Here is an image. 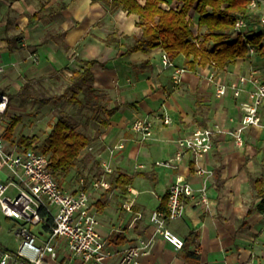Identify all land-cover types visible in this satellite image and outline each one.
I'll use <instances>...</instances> for the list:
<instances>
[{"label": "crops", "instance_id": "obj_1", "mask_svg": "<svg viewBox=\"0 0 264 264\" xmlns=\"http://www.w3.org/2000/svg\"><path fill=\"white\" fill-rule=\"evenodd\" d=\"M138 1L144 4L146 0ZM258 1V7L250 11L248 24L250 30L264 34V26L260 25L264 0ZM163 6L179 8L182 2L164 0ZM35 15L38 16L30 21ZM189 17L194 34L201 38L206 29L198 26L199 14L193 9ZM137 21L136 14L121 9L110 12L104 4L92 3V0H0V65L5 67L0 79L10 64L18 72H25V83L33 85L36 78L57 79L62 70L69 72L67 67L78 69V59L98 62L92 68L94 88L107 95L110 109L116 105L119 109L113 115L90 109L80 111L82 115L90 112L82 130L94 138L81 158L91 154L93 160L87 168L79 166L67 177H62L60 183L76 191L81 187V179L89 182L93 177L103 175L106 168L112 170L110 173L143 174L134 177L127 197L114 188L107 192L111 185L92 195L100 233L113 253L103 264H122L120 252L140 240L149 243L147 253L140 258L141 264H188L181 258L180 251L155 234L150 222L151 214L159 209L178 176L184 177L195 189L204 188L209 197L207 207L187 201L184 216L169 223V228L184 240L191 232L199 233L193 249L200 255V264H264V211L257 209L260 198L254 183L261 177L264 179V168L258 163L264 158V150H261L264 127L247 128L244 145L238 146L231 132L241 124L240 103L247 99L251 84L244 85L240 97H235L232 90L223 97L216 93L218 81L231 85L241 76L250 77L252 69H257L264 80V57L249 55L223 69L207 65L191 71L186 67V57L180 54L172 60L173 66L165 67V52L161 48L149 53L126 54L127 46L142 35ZM112 33L120 40L119 46L105 42ZM50 34H64L62 42L65 46L55 40L44 43ZM13 38L20 48L10 51L8 41ZM175 69H184L179 83L174 77ZM7 82L5 79L0 84L14 94H18L25 84L15 80ZM97 117L107 119L109 125L102 127ZM143 117L152 118L156 130L152 139L141 142L131 124ZM163 117H169L171 123L164 124ZM2 121L0 131L6 140V127L2 126ZM199 128L217 131L211 153L197 160L191 153H186L177 170L157 165L175 157L177 140ZM118 143H124L125 147L112 151ZM7 144L10 149L16 148L11 142ZM94 161L99 166L90 170ZM198 166L212 170L213 175L204 178L196 174ZM77 169L85 171V175L73 179ZM110 173L106 175L109 184ZM115 193H121L125 201L113 200ZM101 199L107 203L103 210L97 206ZM112 201L119 206L118 213L116 210L113 214L108 212L109 205L113 206ZM128 203L130 209L126 207ZM119 218L123 228H119L120 225L114 227ZM125 227L129 242L120 246L110 244L109 236ZM37 232L40 233V229ZM42 240L41 236L39 243ZM75 263L64 249L60 250L59 259L52 260L48 255L44 261V264Z\"/></svg>", "mask_w": 264, "mask_h": 264}, {"label": "built area", "instance_id": "obj_2", "mask_svg": "<svg viewBox=\"0 0 264 264\" xmlns=\"http://www.w3.org/2000/svg\"><path fill=\"white\" fill-rule=\"evenodd\" d=\"M258 3V0H251L250 11L257 8ZM260 25L264 26V15L260 18ZM252 32L255 31L249 29L248 19L239 17L232 38H245ZM194 39L199 44L197 34H194ZM249 55H255L254 48L250 47ZM163 63L165 67L173 66L166 53L163 54ZM4 71L5 67L0 65V73ZM183 72L184 69H175L177 83ZM258 73L257 69H252L250 77L241 76L231 85L217 82L218 97L227 95L229 90L233 91L235 97H240L244 85L248 82L251 84L247 99L240 103L243 113L241 124L231 132L238 146L244 145V131L247 128L264 127V80ZM8 105L9 96L0 91V118L6 114ZM162 120L166 125L171 123L169 117H163ZM131 129L144 142L154 137L156 124L152 118H137L132 122ZM216 133L214 128H199L178 139L175 157L158 162L157 165L177 170L186 153H191L196 160L208 155L214 149ZM124 147V143H120L116 149ZM111 171L106 168L103 175L93 177L89 182L81 179L79 189L69 190L56 180L48 155L33 148L10 149L0 131V210L6 218L18 222L16 235L21 238L17 254L5 253L0 264H44L48 255L52 260L59 259L61 249L68 252L70 259L76 261L75 264H103L110 259L113 253L100 233V223L93 211L91 198L98 190L109 188L106 175ZM196 174L209 178L213 171L198 166ZM168 193L167 209L154 211L150 222L155 228V234L180 251L185 241L169 228V223L184 216L187 201L205 207L210 201L204 188L195 189L182 176H178L171 184ZM126 207L130 209L131 204H126ZM35 227H39L40 233ZM41 236L43 240L39 243ZM148 248L149 243L140 240L120 252L121 263L141 264L140 258L147 253Z\"/></svg>", "mask_w": 264, "mask_h": 264}, {"label": "trees", "instance_id": "obj_3", "mask_svg": "<svg viewBox=\"0 0 264 264\" xmlns=\"http://www.w3.org/2000/svg\"><path fill=\"white\" fill-rule=\"evenodd\" d=\"M182 6L179 8H165L164 0H146L141 4L138 0H92V3L100 2L109 8L110 12L119 9L128 14H136L138 21L136 26L140 28L142 35L135 42L127 46L126 54L134 52L149 53L155 49L161 48L171 60L182 54L186 57V67L188 70L195 71L198 67L214 65L223 69L238 59H246L249 56L250 47L254 48L255 54L264 57V38L263 33L252 32L247 37L241 36L232 38L236 20L239 17L249 18L251 0H179ZM195 9L199 14L198 26L205 28L199 44L195 42L189 13ZM38 15L30 18V21ZM64 34H50L44 40V43L55 40L62 42ZM8 46L10 51L19 49L15 42L16 39H9ZM107 44L114 42L119 46L120 40L112 33L105 40ZM65 46V45H64ZM69 49V47H66ZM80 67L72 71L70 83L67 91L61 96L66 98L72 105H78L80 111L84 109L94 110L98 113H108L113 115L119 109L116 105L110 109V99L102 91L94 88L95 77L92 71L97 61L80 60ZM29 83H25L17 96L21 97V105L29 102L33 98L31 91L27 90ZM83 96L81 98L80 96ZM45 100L43 103H47ZM102 127L109 125L107 119L96 118ZM22 121V116H14L6 126L5 138L13 145L26 149L33 148L49 156L51 168L57 181L62 177H67L77 167L87 168L92 162L91 154H86L81 158L82 153L94 142V138L88 135L84 130L79 129L71 116L62 111L60 117L52 126L51 132L41 142L35 144V138L19 137L13 141V134L16 127ZM99 164L94 161L90 170L98 167ZM82 174V173H81ZM101 174V173H100ZM142 173H136L134 176L125 173L113 172L109 174L110 188L120 190L122 195L127 197L130 194V186L133 184L135 176H141ZM84 177V176H83ZM258 191L260 202L257 209L264 211V179L261 177L254 181ZM169 193L163 198L159 207L160 210L167 209ZM107 203L101 199L97 202L100 210L106 207ZM127 227L119 232L112 233L108 242L115 246L127 244L129 239L125 235ZM199 238L198 232H191L185 238L184 246L180 250L181 258L188 264H200V255L194 246ZM8 250L0 244V261ZM16 255L17 252L12 253Z\"/></svg>", "mask_w": 264, "mask_h": 264}, {"label": "rangeland", "instance_id": "obj_4", "mask_svg": "<svg viewBox=\"0 0 264 264\" xmlns=\"http://www.w3.org/2000/svg\"><path fill=\"white\" fill-rule=\"evenodd\" d=\"M252 57H254V55ZM73 63H75V66H78L77 62ZM66 70L69 72L65 73L62 70L61 75L59 74L57 79H55V77L48 78L46 76L39 79L36 78L33 82V85H30L27 89L32 92L33 98L23 106L21 105V97L17 96V94H14V92H11L8 87H4V84H2V86L0 84V91L2 93L8 94L9 96L7 112L0 119L1 121L3 120L2 126L6 127L5 124L7 125L10 119L14 116H22V121L16 127L13 134V141H17L19 137L24 136L28 138H35L36 145L41 144V142L50 133L52 126L60 117L62 111L67 112L71 116L72 120L77 124L79 129H82V127L86 125L84 119H89L90 112H86L85 115H82L78 105H72L67 102L66 98H61V96L67 91V86L69 85L73 67H67ZM24 74L25 72H18V70H16V68L10 64L8 70L1 77L0 83L1 81L8 79V82H13L15 80L19 81L20 83L22 81L21 84H23L25 83L23 77ZM16 88L17 87H15V89ZM45 100L48 102L43 103ZM87 126L89 127L90 125L87 124ZM8 142L10 141L7 140V143ZM119 144L120 143L115 145L112 151L116 150V147ZM15 147L18 148V146ZM261 150H264V147ZM258 163L260 167L264 168V158L258 161ZM84 172L85 171L77 169L76 172H73V179H78L80 176H84ZM125 199L126 198L121 196V193H115V199L113 200L118 202L123 200L125 201ZM112 202L113 206L112 204L109 205L107 208L108 212L113 214V211L116 210V213H118L119 206L115 204L114 201ZM99 212L102 213L101 211ZM121 216L123 215L121 214ZM113 221L115 222V220ZM117 225H120L119 228L124 227L121 226L123 224L120 218L118 221H116L114 227H117ZM18 227L19 225L16 220L6 218V216L0 210V244L4 249L8 250V254L10 255H13L12 253L17 252L21 242V238L16 235ZM34 229L39 230V227H35Z\"/></svg>", "mask_w": 264, "mask_h": 264}]
</instances>
